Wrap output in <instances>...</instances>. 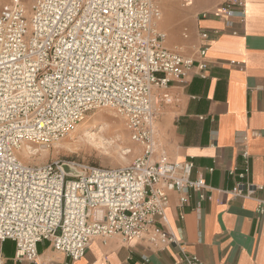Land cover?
<instances>
[{
  "label": "built area",
  "instance_id": "built-area-1",
  "mask_svg": "<svg viewBox=\"0 0 264 264\" xmlns=\"http://www.w3.org/2000/svg\"><path fill=\"white\" fill-rule=\"evenodd\" d=\"M245 4L224 0L215 13L239 11L244 17ZM162 15L157 0H34L30 11L14 0L0 10V244L14 241L17 260L35 262L44 240L76 260L95 238L117 235L127 243L147 240L160 251L177 248L181 264H205L171 229L167 209L171 191L184 208L192 193L206 198L210 185L202 175L193 177L192 156L177 161L155 156L154 88L183 79L196 62L167 45ZM198 34L197 67L204 74L209 32L201 28ZM183 36L189 37L188 28ZM102 107L115 109L142 147L130 164L60 159L31 164L18 158L25 143L49 147ZM249 172L247 166L239 174L232 196L254 193L256 185L243 180Z\"/></svg>",
  "mask_w": 264,
  "mask_h": 264
},
{
  "label": "crops",
  "instance_id": "crops-1",
  "mask_svg": "<svg viewBox=\"0 0 264 264\" xmlns=\"http://www.w3.org/2000/svg\"><path fill=\"white\" fill-rule=\"evenodd\" d=\"M223 1L196 0V19L190 30H182L183 36L188 28L189 37L176 35L171 43L168 35L169 47L196 62L183 79L154 88L159 108L155 156L169 161L192 156L193 177L202 175L210 185L206 198L192 193L184 208L180 195L170 192L169 226L190 252L205 264H264V0H246L244 17L239 11L216 14ZM204 11L212 13L203 17ZM201 28L209 32L210 44L204 74L197 67ZM164 94L172 100L164 101ZM137 145L138 156L142 147ZM247 166L243 180L257 188L252 195L234 197L229 191ZM0 248L5 264H181L177 248L160 251L147 240L127 243L117 235L95 238L76 260L48 240L39 243L35 262L17 260L12 240Z\"/></svg>",
  "mask_w": 264,
  "mask_h": 264
},
{
  "label": "rangeland",
  "instance_id": "rangeland-1",
  "mask_svg": "<svg viewBox=\"0 0 264 264\" xmlns=\"http://www.w3.org/2000/svg\"><path fill=\"white\" fill-rule=\"evenodd\" d=\"M22 1L30 11L34 0ZM157 1L163 12L159 27L168 33L172 43L176 35L183 37L182 30L185 26H188L189 30L191 29V23H194L197 16L196 0H192L188 6L183 4L182 0ZM9 2L10 0H0V10L5 5H9ZM168 3L173 4L171 9L168 8ZM171 46L181 51L176 46ZM97 119L98 122H95ZM101 124L104 125V128L99 133V128L96 129L95 126ZM86 132H96V135L90 134L89 136ZM101 138L104 141L102 145ZM28 144L25 143L22 149L16 151V154L21 161L31 164H43L60 159L107 167L126 166L137 157L136 154L139 150L138 145L130 137L125 119L115 109L109 107L91 110L74 132L63 140L54 142L45 150L40 148L35 155L28 154ZM129 148L131 152L127 151Z\"/></svg>",
  "mask_w": 264,
  "mask_h": 264
},
{
  "label": "bare ground",
  "instance_id": "bare-ground-1",
  "mask_svg": "<svg viewBox=\"0 0 264 264\" xmlns=\"http://www.w3.org/2000/svg\"><path fill=\"white\" fill-rule=\"evenodd\" d=\"M95 122H98V119H97V121H95ZM103 123H104V122H103ZM79 124H80V123H79ZM79 124H78V125H79ZM90 124H91V123H90ZM78 125H77V127H78ZM82 126H83V125H82ZM103 126H104V125L101 124V125H99V126H95V127H96V129L99 128V133H100V131H102L103 128H104ZM77 127H76V128H77ZM75 130H76V129H75ZM75 130H74V131H75ZM83 130H84V129H83ZM86 133H88V132H86ZM86 133H85V134H86ZM88 134H89V136H90V134H91L92 136H95V135H96V132H92V133H88ZM89 136H88V137H89ZM88 137H87V138H88ZM89 140H90V139H89ZM95 140H97V139H95ZM93 141H94V140H93ZM100 143H101V145L104 144V141H103L102 138H101V142H100ZM27 147H28V149H27V150H28V151H27L28 153H29L30 151H35V150H38V151H39V150H40L39 147L32 146L31 144H28ZM22 148H23V146H22ZM22 148H21V149H22ZM41 149L45 150V149H47V147H42Z\"/></svg>",
  "mask_w": 264,
  "mask_h": 264
},
{
  "label": "water",
  "instance_id": "water-1",
  "mask_svg": "<svg viewBox=\"0 0 264 264\" xmlns=\"http://www.w3.org/2000/svg\"><path fill=\"white\" fill-rule=\"evenodd\" d=\"M64 168L66 169V171H68V172H70V171H73V172H75V170L74 169H72L70 166H68V165H64Z\"/></svg>",
  "mask_w": 264,
  "mask_h": 264
}]
</instances>
